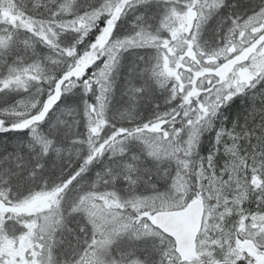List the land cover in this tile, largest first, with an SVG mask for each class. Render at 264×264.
<instances>
[{
    "label": "snow or ice",
    "instance_id": "snow-or-ice-1",
    "mask_svg": "<svg viewBox=\"0 0 264 264\" xmlns=\"http://www.w3.org/2000/svg\"><path fill=\"white\" fill-rule=\"evenodd\" d=\"M0 134V264H264V0H0Z\"/></svg>",
    "mask_w": 264,
    "mask_h": 264
},
{
    "label": "rangeland",
    "instance_id": "rangeland-1",
    "mask_svg": "<svg viewBox=\"0 0 264 264\" xmlns=\"http://www.w3.org/2000/svg\"><path fill=\"white\" fill-rule=\"evenodd\" d=\"M252 2H258V0H252ZM242 4H247L249 3V0H241ZM124 76L121 77L120 82L118 83V85L120 84L121 87L118 88L117 90V95L115 97L114 101V105L117 107H121L123 105H126L128 103L129 97L127 95L124 94ZM17 134H8V135H4V134H0V139H4V140H8L10 138L14 139L16 137ZM206 143V142H204ZM206 144H203V146H205ZM208 151H204V153L206 154Z\"/></svg>",
    "mask_w": 264,
    "mask_h": 264
},
{
    "label": "trees",
    "instance_id": "trees-1",
    "mask_svg": "<svg viewBox=\"0 0 264 264\" xmlns=\"http://www.w3.org/2000/svg\"><path fill=\"white\" fill-rule=\"evenodd\" d=\"M230 2H234V0H230ZM120 84H121V82H120ZM120 84L118 85V87H117V89H116L115 97H116V95H117V90H118V88L121 87ZM115 97H114V99H115ZM114 101H115V100H113V104H114ZM245 104H246V102H245V103H241L240 101H237L235 105L231 106V112H232V110L235 108V106H238V108H240V107H242V106L244 107ZM238 108H237V109H238ZM234 111H235V110H234ZM204 144H206V143H204ZM205 147H206V149H207V151H208L209 148H212V145H210V144H206Z\"/></svg>",
    "mask_w": 264,
    "mask_h": 264
},
{
    "label": "bare ground",
    "instance_id": "bare-ground-1",
    "mask_svg": "<svg viewBox=\"0 0 264 264\" xmlns=\"http://www.w3.org/2000/svg\"><path fill=\"white\" fill-rule=\"evenodd\" d=\"M237 108H238V106H235V108L232 110V115H233V116H235V114L237 113V111L240 110V109H242L243 106L240 107V108H238V109H237ZM234 110H235V111H234ZM204 142H206V144H210V145H212V146H213V143H214V141L212 140L211 137L206 138ZM203 148H204V151H207V149H206L205 146H203ZM211 149H212V148H209L208 151H211Z\"/></svg>",
    "mask_w": 264,
    "mask_h": 264
}]
</instances>
